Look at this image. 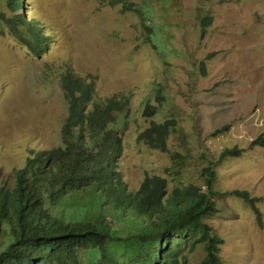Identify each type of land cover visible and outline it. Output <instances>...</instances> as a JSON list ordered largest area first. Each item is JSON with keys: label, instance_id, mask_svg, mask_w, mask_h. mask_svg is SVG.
Wrapping results in <instances>:
<instances>
[{"label": "rangeland", "instance_id": "obj_1", "mask_svg": "<svg viewBox=\"0 0 264 264\" xmlns=\"http://www.w3.org/2000/svg\"><path fill=\"white\" fill-rule=\"evenodd\" d=\"M132 2L140 13L100 0H24L13 12L0 0V186L14 185L31 151L61 144L67 116L61 76L71 67L94 83L98 97H130L128 117L114 125L128 187L160 175L169 193L188 183L206 189L211 166L217 212L205 221L224 239L222 260L264 264V144H253L264 139V0ZM200 12L214 17L204 37ZM23 15L41 21L50 40L43 53L12 34L8 19ZM148 104L157 107L152 117L145 115ZM172 118L177 130L168 152L138 140L151 120ZM225 148L243 151L219 160ZM235 189L258 198L260 217ZM115 230L126 232L124 225ZM190 246L188 264H198L204 245Z\"/></svg>", "mask_w": 264, "mask_h": 264}, {"label": "trees", "instance_id": "obj_2", "mask_svg": "<svg viewBox=\"0 0 264 264\" xmlns=\"http://www.w3.org/2000/svg\"><path fill=\"white\" fill-rule=\"evenodd\" d=\"M100 1L140 13L132 0ZM23 4L8 0L13 12ZM198 18L204 37L214 17L200 12ZM8 26L33 52L47 50L50 40L39 19L15 16ZM147 30L151 38L154 30ZM61 88L67 103L61 144L31 151L26 165L16 169L14 185L0 186V264H188L189 244L190 251L204 245L198 264H225L219 254L224 239L205 221L217 212L211 199L217 194L214 169L205 168L206 189L188 183L169 193L167 178L160 175H147L137 190L130 189L118 168L122 139L114 126L120 116L128 117L130 97H98L94 83L71 67L61 76ZM156 113L155 105L146 106V116ZM176 130L174 118L153 119L138 140L168 152ZM259 142L264 139L253 144ZM242 151L225 148L219 160ZM232 193L255 206L260 217L257 197L247 190ZM121 225L125 234L115 230Z\"/></svg>", "mask_w": 264, "mask_h": 264}, {"label": "clouds", "instance_id": "obj_3", "mask_svg": "<svg viewBox=\"0 0 264 264\" xmlns=\"http://www.w3.org/2000/svg\"><path fill=\"white\" fill-rule=\"evenodd\" d=\"M220 254V253H219Z\"/></svg>", "mask_w": 264, "mask_h": 264}]
</instances>
